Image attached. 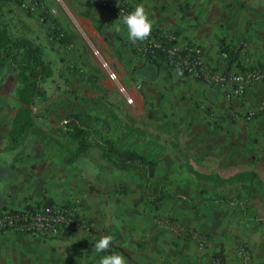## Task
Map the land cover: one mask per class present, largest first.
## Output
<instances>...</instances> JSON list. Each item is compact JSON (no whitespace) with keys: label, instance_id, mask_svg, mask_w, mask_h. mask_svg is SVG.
I'll list each match as a JSON object with an SVG mask.
<instances>
[{"label":"crops","instance_id":"0c3cea01","mask_svg":"<svg viewBox=\"0 0 264 264\" xmlns=\"http://www.w3.org/2000/svg\"><path fill=\"white\" fill-rule=\"evenodd\" d=\"M97 1L60 0L61 7L57 4L52 6L57 8L56 18L47 24L37 22V15L22 13V25L25 24L26 29L31 30L23 33L37 45L44 37L56 44L53 41L56 35L50 36L48 29L55 28L56 22L73 27L69 22L71 19L82 26L90 41L96 42L99 49L103 50L102 57L122 80L127 76L128 81V76L134 74L136 69L148 68L152 72L150 82L128 83L133 102L136 101L133 106L137 108L138 100L143 99L146 105L154 108L155 114L164 117L165 122L162 123L170 120L172 126L160 130L169 134L159 133L155 139L173 136V143L177 145L176 154L193 156L189 163L196 172V181L201 184V189L192 195L173 190L188 197L207 196L213 205L194 206L189 201L179 199L163 201L159 205H146L141 202L140 195L135 196L134 201L145 207L160 209L170 205V212H175L186 225L202 231L209 242L205 251L187 259L185 244L177 245L176 252L181 258L172 262L169 258L155 261L154 256L158 258L156 252L145 248L144 263H137L133 256L132 261L129 257L127 264H239L237 247L240 238L249 241L253 263L264 264V81L248 85L244 94L236 96L230 86L210 85L184 71L182 76H177V68L169 66L165 59L155 56L144 61L123 43V38L127 36L126 27L114 17L101 16ZM130 1L135 5L143 4L153 26L174 32L180 44L200 46L206 63L220 71L238 72L243 65L264 63V0ZM93 22L99 23L97 28ZM102 24L106 27L101 28ZM117 25L120 27L119 32L116 31ZM55 52L61 53V49ZM3 79L1 74L0 93L8 88L3 85ZM110 83L109 79L105 80V84ZM39 102L37 100L33 106L36 114ZM21 106L23 104L19 99L9 102L8 99L0 98V209L23 210L53 202L57 197L56 190L51 186L67 179V173L57 169L55 160L50 156L48 159L42 157L47 154L46 149L23 147L25 140L39 144V141L47 139V134L45 130L42 134L29 132L28 135L13 131V118ZM249 111L254 116L248 120L245 114ZM6 116L12 118L10 127L6 124ZM112 135L114 138L113 130ZM2 140L10 141L8 146L14 154H9L7 143H2ZM127 148L135 149L147 157V153L136 147ZM91 149L86 155L91 153ZM95 149L100 159L108 163L101 157L99 149ZM150 160L156 163V169L158 160ZM205 180L210 182V188L203 185ZM202 208L208 211L202 212ZM109 210V207L102 210V216L94 218L97 225L95 232L81 233L80 242L77 243L79 251L71 249L60 258L56 254L50 258L48 254L44 256L48 257L46 260L38 257L35 263L36 251L27 242L37 240V237L11 230L2 231L0 238H10L11 241L0 247V261L5 263V259L9 258L11 264H88L99 255L94 251L95 242L102 235L111 233L115 237H122L119 240L121 245L125 243L123 240L131 239L132 236L127 246L139 248L138 239L152 231V228H148V223L138 224L132 220L129 227L121 225L111 231L113 218ZM241 226L259 228L260 236L257 239L249 238L248 234L242 232Z\"/></svg>","mask_w":264,"mask_h":264},{"label":"rangeland","instance_id":"374dc122","mask_svg":"<svg viewBox=\"0 0 264 264\" xmlns=\"http://www.w3.org/2000/svg\"><path fill=\"white\" fill-rule=\"evenodd\" d=\"M31 1L0 0L1 21L10 29L13 38L18 41L30 40L23 33L26 30L29 32L31 30L26 29L25 24L22 25V13L30 16L37 15V22L47 24L41 20L43 16L41 4L50 9L49 16L47 14L49 20L56 18L57 14V8L52 6L57 4L58 7H61L60 0H54V2L37 0L40 8L35 11H30L22 6L24 2ZM128 1L136 6L130 0ZM97 3L101 16L105 18L114 17L121 24V18L105 9L102 6V0H98ZM98 21L100 23V20ZM69 22L73 27H66L63 22H56L55 28L50 27L48 29L50 36L52 34L56 35L53 40L56 44L47 41L45 37L42 38L39 44L44 59L50 63L54 72L42 84L45 96L38 99L40 102L36 107L38 114L36 126L45 130L47 139L39 141V144L33 142V140H25L23 147L34 146L46 149L47 154L42 155V157L48 159L50 156L56 161L57 169L67 173L66 181H57L54 187V184L51 186L56 190L55 197H57L54 201L52 200L53 204L70 205L73 202H78L80 218L86 228L59 235L48 232L18 233L11 231L38 238L27 242L36 251L34 263L38 261V257L40 260H46L48 257L44 256H48V254H50V258L53 254L60 258L71 249L79 251L77 250V243L80 242L81 233L95 232L97 225L94 218L101 217L102 210L109 207V213L113 218V224L110 223L111 231L120 228L121 225L129 227L132 220H136L138 224L148 223L147 226L152 228V231L149 232L150 234L147 233L144 237L138 239L140 240L138 241L139 248H129L127 246L130 244L129 241L132 240V236H130L131 239L123 240L125 243L121 245L119 240L122 237H115L111 233L110 235H113L114 239L110 248L103 254L99 253L98 257H95L88 264H98L101 256L112 252L123 255L127 263L129 257L132 261L133 256L136 257L137 263H144L146 261L145 248H151L153 252H156L158 258L154 256L155 261H159L160 258H169L172 262L181 258L176 252V246L181 243L185 244L186 259L195 254H200L208 246L207 236L202 231L186 225L179 216H176L175 212H170L168 210L170 205L167 204L164 205L166 207L156 209L145 207L134 201L135 196L139 195V183L132 172L112 168L100 159L95 148L91 149L90 154L70 162L71 156L78 150V141L65 126V119L72 113L85 112L108 120L114 138L121 147H136L147 153L146 155L150 159H157L159 164L156 168V177L167 186L185 195H192L202 187L196 181L198 177L189 163L193 156L191 154H176L177 149L175 148L177 145L173 143V136L155 139L156 135H160L159 133L169 134L167 131L160 130L172 126L170 120H167L165 124L162 123L165 122L164 117L158 113L155 114L154 108L146 105L143 99L138 100L137 108L133 106L136 101L133 102L134 99L130 95L129 84H137L138 81L150 82L152 72L148 68L139 71L136 69L134 74L128 76V81H126L127 76L122 80L118 74L112 71L111 65L102 57L103 50L99 49L96 42L90 41V38L86 35V30L76 24L74 20L70 19ZM99 23L93 22L94 27L97 28ZM100 26L101 28L106 27L105 24ZM30 41L33 42V40ZM123 43L133 51V54L135 53L137 57L144 61L155 57L152 54L143 55L139 53L134 44L129 41L128 36L123 38ZM55 46L56 48L52 49ZM58 49H61V53L55 52ZM167 64L174 67L169 63ZM1 74L4 77L3 85L8 88L0 93V98L8 99L9 102L12 100L18 101L17 88L19 82L16 75L6 72ZM106 79H109L111 83L105 84ZM8 116L5 117V121L10 127L12 118L10 119ZM157 116L161 118V121L159 118L158 121H155ZM2 143H7L6 146L10 155L14 154V151L9 149V140H2ZM166 151L167 153H164ZM209 184L210 182L207 180L203 182L205 187L210 188ZM37 208H40V206L28 209ZM203 211L208 210L202 208ZM186 213L187 211L184 212V214ZM258 229L256 227L244 228V226H241L242 232L248 234L249 238L253 237V239L260 236ZM239 240L240 244L237 247L239 264H254L249 241L241 238ZM10 241V238H0V247L3 244L8 245ZM19 242H23V240ZM189 250L192 252H189ZM84 251L88 253L87 250ZM5 254L8 253L5 252ZM5 260H7L5 263L0 261V264H11L9 258Z\"/></svg>","mask_w":264,"mask_h":264},{"label":"trees","instance_id":"16d2710c","mask_svg":"<svg viewBox=\"0 0 264 264\" xmlns=\"http://www.w3.org/2000/svg\"><path fill=\"white\" fill-rule=\"evenodd\" d=\"M48 13L49 9L44 6L45 22L49 21ZM157 57L165 59L161 50L157 52ZM243 66L242 70H245L246 67ZM2 71L15 74L19 82L17 98L23 106L13 118V131L23 135H28L29 132L42 134V128L36 126L37 114L33 106L38 99L44 98L42 84L53 75V70L44 59L41 47L30 40L18 41L13 38L0 16V73ZM65 126L78 141V150L72 156V161L86 155L93 147L99 149L101 157L111 167L135 174L140 184L142 203L159 205L163 201L179 199L189 201L194 206H213L207 196H184L157 180L156 163L135 149L120 147L113 138L111 125L107 120L85 112H75L66 117Z\"/></svg>","mask_w":264,"mask_h":264},{"label":"built area","instance_id":"2783aa9c","mask_svg":"<svg viewBox=\"0 0 264 264\" xmlns=\"http://www.w3.org/2000/svg\"><path fill=\"white\" fill-rule=\"evenodd\" d=\"M22 6L30 11L40 7L42 12L44 10V6H40L37 0L24 2ZM102 6L120 18L135 8L128 0H102ZM41 20H45L44 15ZM134 46L143 55L157 56V52L161 50L170 65L183 69L188 75L207 84L230 86L236 96L244 94L248 85L264 81V63L256 66L245 65V70L238 72L220 71L206 63L200 46L180 44L174 32L153 27L148 39L137 42ZM245 116L249 120L254 113L249 111ZM84 228L86 226L80 218L78 202L70 205L48 204L28 210L0 209V232L13 230L18 233L48 232L59 235Z\"/></svg>","mask_w":264,"mask_h":264},{"label":"clouds","instance_id":"9594fccd","mask_svg":"<svg viewBox=\"0 0 264 264\" xmlns=\"http://www.w3.org/2000/svg\"><path fill=\"white\" fill-rule=\"evenodd\" d=\"M121 23L126 27L129 41L133 44L143 42L151 35L153 23L148 17V13L143 4H137L133 11L125 14L121 18ZM116 31H120L119 25ZM176 75L182 76L183 69L177 67ZM113 235H102L94 245L96 253L107 252L113 242ZM98 264H127L123 255L118 252L103 255L99 258Z\"/></svg>","mask_w":264,"mask_h":264}]
</instances>
